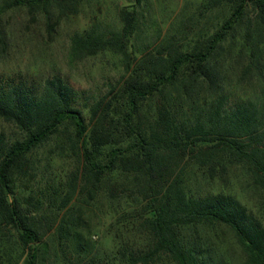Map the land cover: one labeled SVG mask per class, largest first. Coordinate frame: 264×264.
<instances>
[{"label":"trees","instance_id":"1","mask_svg":"<svg viewBox=\"0 0 264 264\" xmlns=\"http://www.w3.org/2000/svg\"><path fill=\"white\" fill-rule=\"evenodd\" d=\"M83 1L0 0V50L7 12L42 15L51 34ZM143 1L118 11L117 28L94 22L72 36L74 60L122 59L116 85L91 103L58 75L28 84L0 74V126L17 133L0 129L5 264L19 262L14 250L21 264H96L92 205L119 217L108 264H234L216 250L223 230L243 264H264V0H201L198 15L136 46ZM232 73L256 82L253 96L230 101ZM52 142L71 156V171L46 180L45 193L29 191L18 183L35 179L33 155ZM235 178L257 197L259 215L226 189L197 186Z\"/></svg>","mask_w":264,"mask_h":264},{"label":"rangeland","instance_id":"2","mask_svg":"<svg viewBox=\"0 0 264 264\" xmlns=\"http://www.w3.org/2000/svg\"><path fill=\"white\" fill-rule=\"evenodd\" d=\"M200 2L201 0L143 1L139 8L143 10L142 29L139 39H133L131 43L138 46L147 40L154 41L158 28L161 29V35L166 34L172 24H177L180 20L196 13ZM128 5H130L129 0H84L79 12L61 17L51 34L47 30L46 21L42 15H33L26 8L7 12L2 17L7 33V50L6 52L0 50V74L15 82L23 80L28 84H40L45 78L58 75L78 90L84 101L88 98L91 103L93 99L106 94L111 84L116 85L124 72L121 65L122 59L119 55L100 53L82 60H74L71 58V38L75 33L88 29L94 22H100L108 28L119 27L117 13L122 7ZM217 21V19L214 20V22ZM226 89L231 102L251 97L258 90L256 82L252 81L249 84L241 80L240 74L237 73L228 75ZM114 93L116 94V91ZM0 129L11 138L17 136L11 126L1 125ZM55 149L57 147L53 142L39 148L33 155L36 165L35 179L30 184L22 179V184H18L23 187L30 186L29 191L45 193L46 180L50 183L55 177L58 181H64L68 172L71 171L72 159L67 155L68 152L61 154ZM236 179L226 185L216 182L207 186L201 181L197 186L203 188L205 185L207 189L216 190L226 189L259 215L257 197L247 189L243 178ZM20 185H18L17 193L28 195V192L24 193L19 188ZM86 208L90 210L85 217L92 226L91 241L98 257L96 264H108L109 256H105L115 247L116 228L114 227L117 225L114 226V224L119 217L118 215L110 217L107 206L92 205ZM221 232L219 239H214L216 250L234 264H243V257L234 244L231 234L227 230ZM19 253L16 250L12 251L15 259L19 261L17 264H21L24 258ZM0 264H5L3 256H0ZM48 264H55L53 258Z\"/></svg>","mask_w":264,"mask_h":264}]
</instances>
